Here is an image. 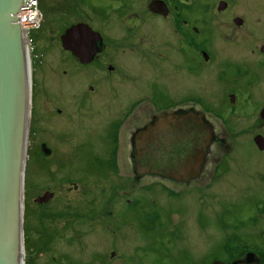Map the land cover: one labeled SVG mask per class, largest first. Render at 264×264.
<instances>
[{
	"label": "flooded vegetation",
	"instance_id": "af4514ba",
	"mask_svg": "<svg viewBox=\"0 0 264 264\" xmlns=\"http://www.w3.org/2000/svg\"><path fill=\"white\" fill-rule=\"evenodd\" d=\"M39 1L42 21L40 28L35 31L36 38L33 36V52L35 48L42 51V64L47 63L49 68L52 64L48 62L46 52H58L61 57L57 60L61 75L49 71L44 79V96L47 100H54L53 103L44 101L45 111L49 114L45 118L41 143L46 178L54 183L61 175L62 122L74 107L76 110H87L94 136L93 171L90 175L92 182H87L85 175L81 181L91 185V191L92 188L97 191V202L103 201L99 202L98 208L93 206L92 212L94 208L96 212L104 210L112 202V180L116 178L115 174L122 180L126 173L127 178L151 179L177 186L190 185L205 174L208 177L213 144L217 142L227 148L235 147L237 140L233 138L238 135L233 131L234 124L231 121L217 122L207 111L243 113L234 114L235 119L238 122L243 120L246 124L251 121L250 132L253 136L250 143L255 150L264 152L261 149L264 147V103L255 106L252 102L258 95H264V10L241 16L234 14L233 0H216V12L200 13L201 18L194 19L189 16V8L193 7L194 2L189 6V0ZM252 3L255 7H264V0H254ZM75 27L87 29L81 28L78 36L68 41V31ZM216 62L221 88L226 92L222 107L207 108L193 97L189 99V88L185 86H189V73L193 69H207ZM152 68L153 78L149 75ZM180 68L186 73L181 83L185 84L187 93L178 100L172 81L176 79ZM32 75L34 82L33 68ZM250 89L256 91L255 94L250 93ZM65 95L66 98L63 97ZM55 106H59L56 111ZM188 112L202 116L213 136L200 171L186 176L176 173L184 175L181 177L176 174L166 177L162 173L138 174L134 161L140 138L146 132L155 130L158 119L181 118ZM56 183H60V180ZM73 184L76 189L82 187L79 183ZM82 189L86 190L85 184ZM53 190L48 188L41 195L53 194L46 203L35 202L40 196L34 202L42 208L43 218L52 217V222H57V218L64 220H58L59 228H50V224L46 226L45 235L37 241L39 252L37 248L29 246L31 255L35 254L29 264L35 262L38 255L42 257V264H116L114 260L117 252L108 238L86 242L87 237L80 235L81 251L62 250L65 247L59 245L58 239L67 238L70 245L78 239L79 234L66 235L68 227H72L73 231L80 225L82 232L90 233L96 227V220L90 223L91 220L85 215L80 212L77 215L71 208L63 212H51L49 209L47 213L44 212L57 200V192ZM238 195L240 197L236 196L235 203L225 204L226 212L231 211L228 207H234V221L224 215L223 220L229 227L234 226L239 231L252 225L251 221L257 222L263 217L264 190H251L250 193L242 194V199L241 194ZM241 208H257L259 213L254 216L243 215ZM87 221H90L88 226ZM234 237L235 242L248 244L247 247L236 252L225 250L230 258L220 262L233 264L248 255L247 264H264V230L256 233L238 232ZM231 240L227 239L229 242Z\"/></svg>",
	"mask_w": 264,
	"mask_h": 264
},
{
	"label": "rangeland",
	"instance_id": "374dc122",
	"mask_svg": "<svg viewBox=\"0 0 264 264\" xmlns=\"http://www.w3.org/2000/svg\"><path fill=\"white\" fill-rule=\"evenodd\" d=\"M242 1L233 0L234 14L242 16L248 12L264 10V7H255L252 3L254 0ZM193 2V7L189 8V16L194 19L201 18L200 13L217 11L216 0H189V6ZM33 36L36 38V32ZM31 53L35 79L32 100L34 110L31 115L25 171V264H29L30 259L35 255H31L29 246L40 251L37 241L45 235L46 226L50 224V228H59L58 220H64V218H57L55 219L57 222H52L54 221L52 217L43 218L42 208L35 204L34 200L48 188H54L53 191L57 192V200L44 212L47 213L48 209L51 212H63L71 208L70 210H74L73 213L78 215L80 212L91 220V222L87 221V226L89 222L96 220V227L90 230V233L82 232L80 225L73 231L72 227H68L66 235L79 234L78 239H75L76 243L73 242L71 245L68 244L67 238L58 239L59 245L65 247L62 250L81 251L80 235L87 237L86 242L101 237L108 238L107 240L113 244V250L117 252L114 260L116 264H211L214 260L229 259L225 250L236 252L247 247L248 244L235 242V233H256L264 230V213L259 221L253 220L250 222L252 225L239 231L234 229V226L229 227L223 220L224 215L234 221L236 214L235 211L233 212L234 207H228L231 211L226 212L225 204L235 203L236 196L240 197L238 194L242 196V194L250 193L251 190H264V152L255 150L250 143L253 136L250 132L251 121L246 124L243 120L238 122V119H235L236 114H243L240 112L207 111L217 122L230 123L231 121L234 124L233 131L238 135L233 138L237 140L235 147L227 148L217 142L213 144L207 169L208 177L205 174L199 181L190 185L177 186L151 179L139 180L130 176L127 178L124 170V180L116 174V178L112 180L114 191L112 202L106 209L96 212L94 208L92 212L93 206L98 208L99 202L103 203V201H96L97 191L94 188L91 191V185L83 183L81 178L85 175L87 182H92L90 175L93 171V127L87 110L81 108L76 110L74 107L61 124L63 166L61 175L59 174L56 181L60 180V183L48 181L41 154L45 118L49 117L44 105V101L47 100L44 96L46 90L44 79L46 72L58 73L61 70L57 67V60L61 57L58 52H46L48 62L52 64L50 66L52 70L45 63V58V64H42V51L35 48L33 52L32 48ZM182 70L180 68V72L175 76L176 79L172 81L176 92L173 91V93L178 100L187 93L184 90L185 84L181 83L184 80L182 76L186 74ZM153 71L152 68L149 74L151 78L154 77ZM200 71L202 72L199 73ZM130 73L135 75L134 73L137 72ZM59 74L61 75L60 72ZM200 78L202 79L198 81ZM70 81L74 82L71 79ZM185 88H189V99L193 97L192 99H196L207 108H219L223 105V96L226 91L221 88L217 62L207 69H193L189 73V86ZM249 91L253 94L256 92L251 89ZM66 96L63 97L66 98ZM47 101L53 103L54 100ZM252 102L255 106H261L264 103V95L261 97L258 95L252 99ZM57 108L59 106H55V111ZM52 119L51 117V127ZM58 128L59 125L57 130ZM221 162L222 164H219ZM73 183H79L82 187L85 184L86 190L82 191L81 186L76 189ZM97 188L100 189V187ZM243 197L244 195L241 199ZM240 210L241 214L247 216L259 213L257 208H241ZM68 217L70 218V215ZM228 238H232L231 242L227 241ZM53 247H55L54 244ZM41 259V255H38L35 262L31 264H42Z\"/></svg>",
	"mask_w": 264,
	"mask_h": 264
},
{
	"label": "water",
	"instance_id": "95a60500",
	"mask_svg": "<svg viewBox=\"0 0 264 264\" xmlns=\"http://www.w3.org/2000/svg\"><path fill=\"white\" fill-rule=\"evenodd\" d=\"M22 4L23 0H0V264H25L24 194L33 79L26 33L17 19ZM81 28L70 29L67 40L87 29ZM201 117L188 112L181 118L158 119L155 130L137 142V173L173 177L199 172L213 139ZM52 196L47 193L35 202L46 203ZM247 258L233 264H247Z\"/></svg>",
	"mask_w": 264,
	"mask_h": 264
},
{
	"label": "built area",
	"instance_id": "2783aa9c",
	"mask_svg": "<svg viewBox=\"0 0 264 264\" xmlns=\"http://www.w3.org/2000/svg\"><path fill=\"white\" fill-rule=\"evenodd\" d=\"M17 19L26 33L27 43L31 53L33 48V33L40 28L42 21L40 1L23 0L20 12L17 14Z\"/></svg>",
	"mask_w": 264,
	"mask_h": 264
},
{
	"label": "bare ground",
	"instance_id": "6f19581e",
	"mask_svg": "<svg viewBox=\"0 0 264 264\" xmlns=\"http://www.w3.org/2000/svg\"><path fill=\"white\" fill-rule=\"evenodd\" d=\"M177 177H181L184 176L183 174H176Z\"/></svg>",
	"mask_w": 264,
	"mask_h": 264
}]
</instances>
